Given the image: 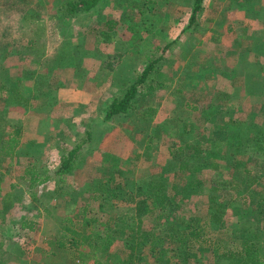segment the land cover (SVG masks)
Returning a JSON list of instances; mask_svg holds the SVG:
<instances>
[{
	"label": "rangeland",
	"instance_id": "1",
	"mask_svg": "<svg viewBox=\"0 0 264 264\" xmlns=\"http://www.w3.org/2000/svg\"><path fill=\"white\" fill-rule=\"evenodd\" d=\"M65 1L0 0V113L34 135L30 140L25 133L24 148L15 155L0 150L2 264L81 263L85 235L109 231L117 215L128 212L126 188L153 171L173 169L179 175L173 156L184 143L202 150L183 175L199 174L211 182L223 173L225 157L244 152L264 169V148H259L264 126L252 130V123L264 119L256 111L264 102V10L257 11L264 0H203L206 9L190 25L194 0H99L74 14L64 10ZM245 2L253 7L233 10ZM250 21L252 28L244 23ZM150 63L134 106L108 116L112 99L122 97ZM13 87L29 98L26 105L13 98ZM221 90L231 92L227 101L217 98ZM86 91L93 92L89 101L74 99ZM226 111L232 114L222 117ZM231 115L240 122L227 126L228 141L211 146L205 140L210 123L224 125ZM0 126L6 138L9 125ZM78 143L76 166L61 177L55 173L61 154ZM213 158L215 163L203 166ZM34 166L52 177L32 181L27 167ZM111 182L119 187L110 208ZM251 190L264 191V183ZM207 199V191L193 194L186 209L200 206L204 214ZM89 200L94 220L77 228L79 244L59 247L57 238L70 223L66 217L81 219ZM244 200L238 195L224 220L209 225L210 236L226 240L232 230L264 225L257 203ZM120 243L117 239L111 247ZM107 257L93 251L87 264L107 263Z\"/></svg>",
	"mask_w": 264,
	"mask_h": 264
},
{
	"label": "trees",
	"instance_id": "2",
	"mask_svg": "<svg viewBox=\"0 0 264 264\" xmlns=\"http://www.w3.org/2000/svg\"><path fill=\"white\" fill-rule=\"evenodd\" d=\"M98 2L99 0H66L62 6L65 5L66 12L74 14L81 10H90ZM202 9L203 0H194L189 25L196 21ZM1 68L7 67L1 66ZM152 68L153 63L148 64L128 86L122 97L112 99L107 110L108 116L127 112L134 106V98L140 90L139 86L146 82ZM2 79L3 74L0 73V87L4 86ZM13 94V98L18 99L21 104L26 105L29 102V98L20 92L18 87H13ZM216 96L227 101L231 97V92L217 91ZM216 110L220 111V108ZM256 111L264 117V102ZM226 114L232 113L226 111L221 116ZM219 122H211L209 125L205 140L211 146L212 143L216 146L220 143L226 144L230 137L227 126L240 120L231 115L223 119L224 125ZM7 124L9 131L6 138V131L0 128V150L3 154L12 156L24 148L25 133L30 140H33L34 135H28V129L22 123L8 122L0 113V125L7 126ZM252 124V130L259 131L260 126H264V119L259 124ZM259 145V148H264V145ZM81 147L82 143H78L61 154L60 163L55 170L56 174L62 177L75 168ZM201 150V147H194L190 142L180 145L175 149L173 156L181 170L179 175L173 169L165 173L153 171L137 181L131 190L126 188L125 200L129 203L128 212L117 215L119 220L109 231L103 233L104 229L99 228L85 235V238L88 237V246L78 251L81 257L79 264H87L93 251L97 256L104 252L108 253L106 259L108 262L103 264H264V225L259 222L257 229L232 230L226 240L209 235V225L224 220L229 204L238 195L245 198L246 204L257 203V214L264 217V191L251 190L255 184L264 183V169L252 162V154L244 156L246 153L244 152L243 155H236L237 157L233 155L232 160L230 157H225L227 161L222 165L225 168L222 172L228 171L229 174H216L211 178V182L199 174L183 175L182 170L191 163V160L197 161ZM216 160L213 158L207 164H202L210 166ZM27 171L30 179L38 183L46 182L52 177L50 173H42L35 166L33 169L27 167ZM242 180L247 182V187H242ZM207 183L209 187H206ZM118 187L113 182L109 183L110 208L116 205L113 199L118 198ZM205 191H207L208 204L204 214L201 213L200 206H197L196 210L186 209V200L193 194ZM101 196L102 191L96 193L93 198ZM89 204L90 200L83 205L81 219L66 217L70 223H65L59 234L60 237L57 238L59 247L63 248L68 243L74 246L79 244L80 229L77 228L87 226L94 220L88 215ZM120 223L123 225L120 226ZM30 225L31 228L35 227L34 222ZM117 239L121 243L114 248L111 247ZM4 260L0 256V264ZM101 262L98 259L97 264H102Z\"/></svg>",
	"mask_w": 264,
	"mask_h": 264
},
{
	"label": "crops",
	"instance_id": "3",
	"mask_svg": "<svg viewBox=\"0 0 264 264\" xmlns=\"http://www.w3.org/2000/svg\"><path fill=\"white\" fill-rule=\"evenodd\" d=\"M262 5V4H261ZM260 5V10H257V11H260V15H263V13L261 12L262 10H264V8H261V7H263V6H261ZM244 6H246V7H248V8H252L253 6L252 5H247V3L245 2V3H243V6H238V7H235V9H233V10H239V11H241L242 10V8L244 7ZM257 7H259V6H257ZM203 8H204V4H203ZM204 9H206V7L204 8ZM208 9V8H207ZM255 9H257V8H255ZM259 9V8H258ZM203 10V9H202ZM233 12V11H232ZM260 18H264V16H260ZM236 23V20H233V22H232V24H235ZM246 25H248L249 24V28H252V21H250V23H247V22H244ZM229 24V23H228ZM245 28V27H244ZM74 93V92H73ZM75 94V93H74ZM86 94H88L87 95V97H86ZM91 94H93V92L92 91H86L85 93H84V96H79V94H78V96H77V98H76V94L75 95H73V97H74V99H79V100H82V101H89L90 99H91ZM81 95V94H80Z\"/></svg>",
	"mask_w": 264,
	"mask_h": 264
}]
</instances>
